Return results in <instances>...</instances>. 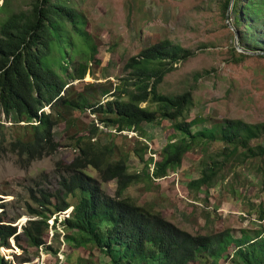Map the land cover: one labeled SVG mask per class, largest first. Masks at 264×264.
Returning <instances> with one entry per match:
<instances>
[{"label": "trees", "instance_id": "obj_1", "mask_svg": "<svg viewBox=\"0 0 264 264\" xmlns=\"http://www.w3.org/2000/svg\"><path fill=\"white\" fill-rule=\"evenodd\" d=\"M11 1L3 0L0 11H10ZM230 9L241 45L264 51V0H224L223 14L227 16ZM86 25L74 0H34L28 9L10 11L0 20V145L7 141L1 123L5 115L26 130L9 142L11 149L31 160L41 158L58 148L55 128L59 120L72 127L74 113L83 115L88 110L117 132L132 130L143 136L144 123L170 121L180 136L169 140L158 160L154 156L145 160L143 150L148 146L135 148L145 170L133 172L124 154L115 158V144L102 145L100 138L95 139L99 132L95 124L89 133L75 135L79 154L66 165L63 195L43 190L41 197H36L41 208H31L36 218L30 219L22 232L29 245L51 248L45 239L52 226L50 218L72 208L62 220L67 230L65 241L77 248H99L110 255L113 264H220L222 260L264 264V226L254 233L244 230L240 236L228 229L219 234H193L161 212L123 196L133 184L164 178L180 168L189 151L201 148L209 154L212 144L222 142L217 155L203 160L200 177L188 182L193 190L204 186L208 190L228 167L264 158V121L231 118L206 125L208 119L202 115L190 120L195 106L193 89L179 93L159 90L177 63L196 54L170 39L131 56L114 91H103L109 98L93 101L85 89L77 91L74 83L92 72L94 62H101L99 46ZM232 49L237 51L235 45ZM240 55L243 60L248 54ZM196 124L201 126L194 130ZM89 168L97 170L101 179ZM113 179L118 181L115 195L102 187ZM260 217L264 219V209ZM12 238L20 240L18 226L0 219V264H15L1 253L2 247L11 246Z\"/></svg>", "mask_w": 264, "mask_h": 264}, {"label": "rangeland", "instance_id": "obj_2", "mask_svg": "<svg viewBox=\"0 0 264 264\" xmlns=\"http://www.w3.org/2000/svg\"><path fill=\"white\" fill-rule=\"evenodd\" d=\"M33 1L12 0L10 11L28 9ZM223 1L74 0L86 18V28L99 46L101 59L99 64L94 62L92 72L84 80L74 82L75 88L77 91L85 89L93 96V101H106L110 95L103 91H114L126 74L124 65L131 56L160 40L170 39L196 54L177 63L176 69L159 85V90L179 93L193 89L195 106L190 120L202 115L208 119L206 125L231 118L251 123L264 121V51L241 45L240 30L230 17L231 9L229 19L223 14ZM10 11H0V20ZM234 45L237 51L232 49ZM241 53L248 55L240 60ZM197 75H200L198 80ZM45 109L51 111L50 107ZM72 117L74 126L68 127L65 120H59L55 128L57 150L35 160L9 146V142L26 130L5 115L1 119L7 141L0 145V219L17 225L21 232L20 240L12 238L11 246L2 247L1 253L15 264H113L110 255L99 248H77L65 241L67 230L62 220L69 216L72 208L50 218L52 226L45 239L51 248L30 246L22 233L28 221L36 218L31 208H41L36 197L40 198L43 190L63 195L62 177L66 165L79 154L75 135L89 133L95 124L99 127L95 139L100 138L102 145L115 144V158L124 154L133 172L145 170V163L135 154V148L148 146L143 150L145 160L151 156L158 160L169 140L180 136L170 121L144 123L146 134L142 136L132 130L117 132L99 122L89 110L83 115L77 111ZM200 126L194 125V130ZM221 147L222 142H215L209 147V154L201 148L189 151L180 168L171 170L164 178L133 184L123 196L161 212L193 234H219L227 229L237 236L244 230L254 233L264 226V219L260 217L264 209V158L228 167L208 190L206 186L200 191L188 186L191 179L200 177L203 160L217 155ZM89 171L101 179L97 170L89 168ZM102 187L115 195L118 181L104 182ZM26 259L30 261H23ZM220 264L231 262L222 260Z\"/></svg>", "mask_w": 264, "mask_h": 264}, {"label": "water", "instance_id": "obj_3", "mask_svg": "<svg viewBox=\"0 0 264 264\" xmlns=\"http://www.w3.org/2000/svg\"><path fill=\"white\" fill-rule=\"evenodd\" d=\"M227 19H229V12H228V14H227Z\"/></svg>", "mask_w": 264, "mask_h": 264}]
</instances>
